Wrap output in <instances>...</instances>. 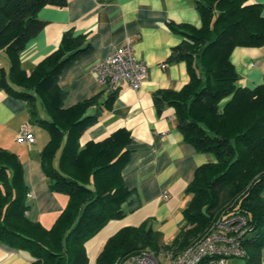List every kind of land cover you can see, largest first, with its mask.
<instances>
[{"label":"trees","instance_id":"1","mask_svg":"<svg viewBox=\"0 0 264 264\" xmlns=\"http://www.w3.org/2000/svg\"><path fill=\"white\" fill-rule=\"evenodd\" d=\"M67 4L68 0H0V49L11 61L8 77L0 69V88L25 99L35 117V101L41 100L49 117L35 118V122L50 133L42 150L44 170L51 189L69 197L51 228L31 220L21 160L0 147V239L29 251L31 264H88L86 241L110 220L123 218L142 204L138 191L123 182V169L131 155L129 129L121 127L100 141L80 143L82 133L98 121L99 112L89 115L87 110L101 93L63 107L67 92L60 87L59 78L92 50L86 35H74L69 29L58 48L29 72L21 65V52L44 26L38 17L40 9ZM195 5L200 26L170 23L183 35L172 48L171 59L186 62L190 79L179 90L155 93L154 102L159 113L165 106L174 107L185 139L199 151L214 153L217 160L197 168L186 189L191 200L183 212L185 223L170 244H164L162 234L147 228L146 223L126 226L107 240L96 264H112L144 249L178 253L229 212L244 214L252 225L244 259L246 264H260L264 246V83L254 88L241 86L231 54L236 47L264 45L262 5L252 0H195ZM117 93L118 88L110 90L107 107ZM226 97L230 99L220 106Z\"/></svg>","mask_w":264,"mask_h":264},{"label":"crops","instance_id":"2","mask_svg":"<svg viewBox=\"0 0 264 264\" xmlns=\"http://www.w3.org/2000/svg\"><path fill=\"white\" fill-rule=\"evenodd\" d=\"M252 1L262 5L264 15V0ZM38 17L45 22L44 26L20 55L21 65L27 72L58 48L63 33L69 29L74 35H86L92 46L88 54L69 65L59 78L60 87L67 92L64 108L101 93L87 110L89 115L99 112L98 121L82 133L81 145L90 140L100 141L121 127L131 131L132 142L128 146L131 155L123 169V182L138 191L142 204L133 211H128L129 206L124 204L128 213L123 218L110 220L86 241L88 264H96L107 240L126 226L146 223L147 228L162 234L164 244H170L185 223L183 212L191 200L186 189L197 168L217 160L214 153L199 151L185 139L174 107L165 106L159 113L154 102L155 93L179 90L190 79L186 62L171 59L172 48L182 41L183 35L173 30L170 23L200 26L202 21L195 0H68L64 7H42ZM129 40L136 57L148 65L149 73L138 90L128 83L118 87L114 101L107 107L105 101L110 90L99 83L91 67ZM231 60L239 73L241 86L254 88L264 83V45L236 47ZM162 63L167 65L162 67ZM10 66L8 54L0 49V69H4L7 77ZM42 109L40 115L34 109L35 117L25 99L0 88V147L16 153L23 165L27 216L51 228L69 197L51 189L50 178L44 170L42 150L50 140V133L35 122V118L49 117L45 107ZM25 123L31 124L35 137L32 143L17 141ZM60 153L61 150L53 161L55 166ZM165 193L167 198L163 197ZM171 252L174 253L161 252L163 263L168 262L167 255ZM32 262L29 251L0 239V264ZM228 264H246V259L232 257ZM260 264H264V246Z\"/></svg>","mask_w":264,"mask_h":264},{"label":"built area","instance_id":"3","mask_svg":"<svg viewBox=\"0 0 264 264\" xmlns=\"http://www.w3.org/2000/svg\"><path fill=\"white\" fill-rule=\"evenodd\" d=\"M167 64L162 63L165 67ZM99 83L111 90L128 83L138 90L145 82L149 67L145 61L135 55L133 43L129 40L115 50L111 55L92 65ZM35 140L30 123L21 126L17 141L32 143ZM163 197L167 198L165 193ZM254 229L247 217L240 212L221 214L207 228L204 234L194 243L186 246L178 253H169L167 263L160 259V253L144 249L139 254H133L115 260L112 264H228L232 257L244 258L248 255L247 244Z\"/></svg>","mask_w":264,"mask_h":264},{"label":"rangeland","instance_id":"4","mask_svg":"<svg viewBox=\"0 0 264 264\" xmlns=\"http://www.w3.org/2000/svg\"><path fill=\"white\" fill-rule=\"evenodd\" d=\"M229 97H226V98H224L221 102H220V106H222V104L223 103H225L226 101H228L229 99H228ZM35 108H36V110L38 111V115H40L41 113H42V108H44V105L42 104V102H41V100L40 99H38V101H37V103H35ZM125 205H128V204H125Z\"/></svg>","mask_w":264,"mask_h":264}]
</instances>
